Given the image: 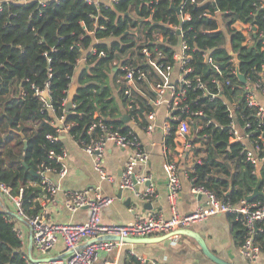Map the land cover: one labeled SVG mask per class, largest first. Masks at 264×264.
<instances>
[{
	"label": "trees",
	"instance_id": "16d2710c",
	"mask_svg": "<svg viewBox=\"0 0 264 264\" xmlns=\"http://www.w3.org/2000/svg\"><path fill=\"white\" fill-rule=\"evenodd\" d=\"M194 1L114 0L108 4H89L87 0H49L44 7L31 2L3 9L0 179L12 195L21 194L26 213L37 211L36 200L42 194L40 177L29 170L37 173L43 164L59 171L61 164L49 153L62 155L59 135L64 129L79 146L89 141L87 130L97 118L121 133L132 129L113 116L117 111L114 90L134 126L146 128V115L154 110L151 104L155 99L154 87L161 84V77L147 63L142 49L152 54L159 50L160 62L173 65L174 48L180 39L170 29L171 25L180 29L189 47L193 73L187 78L194 83L200 77L205 83V90L186 88L184 100L174 112L181 121L190 122V132L185 137L191 144L192 157L188 178L194 177V186L214 192L221 201L233 206L252 192L255 167L246 160L242 145L230 141L232 119L224 102L238 104L239 127L247 122L260 132L253 112L246 107L243 86L235 76L233 55L249 83L261 78V73L264 77V0ZM180 5L189 20L179 18L175 8ZM204 14H219V19ZM237 23L250 25L252 30L245 35L236 28ZM154 30H160L162 41L152 38ZM205 52L210 53L218 71L203 62ZM81 57L83 63L77 64ZM120 67L134 71L135 86L144 95L132 89L131 101L124 98L126 71ZM136 72H142L144 79H138ZM213 78L219 80V87L211 82ZM72 81L78 86L72 109L66 112L64 103ZM44 92L48 94L49 105L41 96ZM207 94L216 97L210 99ZM169 124L170 136L164 140L166 151L175 147L178 122ZM187 159L188 156L179 159L177 167ZM167 160L172 161L168 155ZM261 176L264 189V165ZM260 227L264 231V222ZM16 233L13 217L0 209V264H25L24 243ZM243 240L244 230L236 223V246ZM256 242L264 252V234H257Z\"/></svg>",
	"mask_w": 264,
	"mask_h": 264
},
{
	"label": "built area",
	"instance_id": "2783aa9c",
	"mask_svg": "<svg viewBox=\"0 0 264 264\" xmlns=\"http://www.w3.org/2000/svg\"><path fill=\"white\" fill-rule=\"evenodd\" d=\"M48 1L0 0V13L3 12L5 7L10 5L26 6L31 2H36L37 6L44 7ZM194 2V0H190V3ZM87 3L97 4L99 1L87 0ZM260 8L263 7L260 6ZM175 10L182 21L189 20L187 15L182 14V5L175 8ZM204 16L207 18L212 17L216 20L219 19V14H204ZM236 28L241 30L245 35H247L248 31L252 30L250 25L239 23L236 24ZM170 29L175 30L179 34L180 39L179 44L174 48L172 56L173 65H165L160 62L162 55L159 50L155 49L153 51L154 54H152L148 49H142L147 63L161 77V84H157L154 87L155 99L151 104L152 107L162 104L167 108V118L161 127L164 140L170 136L171 126L169 121L178 122L175 138L183 137L185 139L189 135V120L181 121L178 116L174 115V112L179 109L183 102L186 88L205 90V83L200 77H196L194 83L187 78L188 74L193 73L192 67L189 66L191 56L188 51V44L182 39L180 29L172 25ZM152 38L155 41H162L160 30H154ZM91 52L95 53L94 50H91ZM209 54V52H205L202 55L203 62L211 66L215 71H218ZM100 55H102V52ZM81 59L83 58H79L77 64L80 63ZM174 67H178L180 72V77L176 82L171 81V73ZM120 68L126 71L124 76L126 87L123 93L124 98L131 101L132 89L136 90L138 94L144 95L135 86L134 71L127 67ZM136 73L138 79H144L145 76L142 72ZM259 75L261 78L252 83H249L245 78L246 83L240 84L243 86L246 107L253 112L257 128L261 129L260 132L257 129H252L247 122L243 124V127H239L236 122V116L239 112L238 104L224 102L229 118L232 119L229 130L231 135L230 141L239 142L242 145L246 160L253 164L254 167L264 162V105L257 99V95L264 98V77L263 73ZM211 82L218 87L220 85L219 80L216 78H213ZM206 96L210 99L216 97L215 94H207ZM146 120L148 124L143 130L146 133H150L155 127V110L146 115ZM59 122L62 123V121ZM63 132H66V129ZM87 135L89 141L79 147L91 158L93 170L100 182H114L113 176L109 175L103 166L105 150L108 145H112L120 149L129 150L123 171L117 183L118 189L120 191H127L138 201L146 203H150L157 197L153 177L146 170L149 163V155L132 129L127 133H121L113 125L107 124L104 119L97 118L89 126ZM61 151L62 155L58 156H54L53 152L49 153L50 157H54L55 161L61 164L59 171L45 167L43 164L39 167L37 175L41 179L42 194L36 200V212L26 213L22 207L21 194L19 193L17 196L12 195L10 189L0 179V199L2 205L9 208L8 211L3 212L7 214H9L8 212L13 213L15 216H11L14 221H20L18 219L20 218V222L29 228L31 249H34L38 254L46 255L58 242H61L65 255L59 261V264H116L121 251L132 256L138 264H161L144 255H137L131 249H127V243L124 239L168 235L178 230L187 229L196 222L205 221L208 217L223 213L231 216V220L235 224H239L244 230V240L237 247L239 255L249 264H256L259 260L262 250L256 242V235L264 234L263 229L260 227V224L264 222V195L261 200L247 202L243 199L238 205L233 206L221 201L214 192L201 186H194L195 178L193 177L189 178L191 193L195 197L202 198V204L195 212L189 215H180L178 212V193L180 191L179 168L176 165V161L165 160L163 170L166 179V201L170 215L166 217L161 211H158L145 216L134 215V218L125 224H103L100 219L101 211L110 206L114 198L103 196L100 193L99 186H90L82 190L61 191L53 180V176L61 178L67 173L66 168L62 164L64 152L62 149ZM59 192L63 196L62 205L64 209L71 215L79 210H87V218L84 222L75 224L52 221L49 216L48 207L56 201V196ZM15 230L17 237L24 243L21 232L16 226ZM177 236L179 235H173L170 238H176ZM24 259L25 264H33L28 258L27 250H25Z\"/></svg>",
	"mask_w": 264,
	"mask_h": 264
},
{
	"label": "crops",
	"instance_id": "0c3cea01",
	"mask_svg": "<svg viewBox=\"0 0 264 264\" xmlns=\"http://www.w3.org/2000/svg\"><path fill=\"white\" fill-rule=\"evenodd\" d=\"M103 3H110L111 0H98ZM221 28V27H220ZM85 53H83L84 57ZM82 57V58H83ZM84 59H81L82 64ZM79 63V64H80ZM179 68L174 67L171 73V81L176 82L179 77ZM75 81H72L70 88ZM77 84V83H76ZM116 90L113 91L117 103V111L113 116L121 118L123 114H127V109L122 101L117 99ZM258 101L264 105V98L257 95ZM155 110V127L150 133H146L143 129L135 127L129 121L128 125L140 140L142 147L149 155V163L146 170L152 175L155 183L157 197L150 204L151 208H144L146 202L138 201L129 192L121 191L117 183L123 171L125 161L128 157L129 150L120 149L118 147L108 145L105 150L103 166L109 175L113 176L112 183L100 182L97 174L93 170L91 158L88 157L79 145L71 139L66 132H61L59 140L61 148L64 152L62 164L66 168L65 176L59 178L53 176V180L61 191L67 190H82L90 186H99L103 196L113 197V203L101 211L100 219L103 224H125L130 222L134 215L145 216L152 212L161 211L164 216L170 215L166 201V182L163 164L167 160V155L174 162L179 159L181 161L178 170L180 181V191L178 193V212L180 215H189L202 204V198L195 197L191 193V183L188 178L187 171L192 165L190 147L191 144L186 142L183 137L175 138V147L166 151L164 146V136L162 126L167 118V108L159 104L153 107ZM190 145V146H189ZM261 164V170L263 164ZM260 170V172H261ZM139 171V170H137ZM60 191V192H61ZM58 193L56 201L48 207L49 216L52 221L57 223H82L87 218V210H79L71 215L63 205L62 193ZM4 204V203H3ZM4 206L6 211L9 210ZM234 225L229 215L219 213L208 217L207 220L192 224L186 234H181L176 238H168L164 241L145 244H129L127 249L133 250L137 255H144L149 259L155 260L161 264H217L206 257L199 245L200 240L203 241L208 249L221 263L224 264H249L237 252V246L234 241ZM15 226L21 232L24 240L25 250H29L30 231L29 228L20 221H15ZM160 237V236H155ZM152 238V237H150ZM64 249L61 242H58L54 248L46 253V255L38 254L34 249H31V257L35 260H40L36 264H59V261L64 257ZM104 258V257H103ZM46 259H57L54 262H47ZM132 256H127V253L121 251L116 261V264H133ZM256 264H264V252H262Z\"/></svg>",
	"mask_w": 264,
	"mask_h": 264
},
{
	"label": "water",
	"instance_id": "95a60500",
	"mask_svg": "<svg viewBox=\"0 0 264 264\" xmlns=\"http://www.w3.org/2000/svg\"><path fill=\"white\" fill-rule=\"evenodd\" d=\"M233 60H234V67H235V76L237 78V80L239 81V83L241 84H245L246 83V79L244 77L243 74L240 73L239 71V61L237 60L236 56L233 55ZM77 84H73L72 87L70 88L69 90V93L67 95V99L64 103L65 105V111L66 112H69L71 109H72V100H73V97L75 95V92H76V89H77ZM42 97L44 98V100L46 101V103L49 105V97H48V94L46 92H44L42 94ZM121 122H123L124 124L128 123L130 121V118L128 117L127 114H123L120 118ZM26 148V142L24 143V149ZM22 159L24 160V156H22ZM23 165L25 167V169H28L27 165L23 162ZM261 164H258L256 167H255V176H256V183L252 189V192L249 194V195H246L245 196V201L247 202H251L253 201L256 197H261L264 195V189L262 188V176H261ZM29 172L33 175V176H37V173L32 171V170H29ZM118 194H121V191H119ZM148 208L150 209L151 208V204L150 203H145L144 204V208ZM0 208L2 211H6V209L4 208V206L2 205V201L0 199ZM10 215L12 216H15L13 213H10L8 212ZM20 221L21 219L18 218ZM189 230L187 229H182V230H178V231H175L171 234H168V235H164V236H160V237H152V238H140V239H124V241L126 243H131V244H145V243H155V242H159V241H164L166 239H170L171 236L173 235H181V234H186ZM199 245L204 253V255L206 257H208L210 260L214 261L215 263L217 264H224V263H221L218 259H216V257L210 252L208 251L205 243L203 241L200 240L199 242ZM28 258L30 259V261L33 263V264H36L37 262H41L40 260H35L31 257V239L29 240V250H28ZM57 259H46L45 261L47 262H54L56 261Z\"/></svg>",
	"mask_w": 264,
	"mask_h": 264
},
{
	"label": "rangeland",
	"instance_id": "374dc122",
	"mask_svg": "<svg viewBox=\"0 0 264 264\" xmlns=\"http://www.w3.org/2000/svg\"><path fill=\"white\" fill-rule=\"evenodd\" d=\"M120 84H121V82L120 81H117V86L119 85L120 86ZM116 93H117V91H116ZM116 97H117V99H119V96L116 94Z\"/></svg>",
	"mask_w": 264,
	"mask_h": 264
}]
</instances>
